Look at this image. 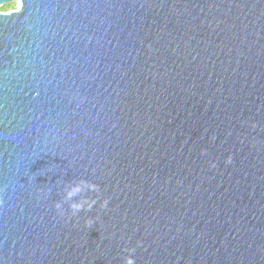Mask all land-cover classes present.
<instances>
[{"label": "water", "instance_id": "water-1", "mask_svg": "<svg viewBox=\"0 0 264 264\" xmlns=\"http://www.w3.org/2000/svg\"><path fill=\"white\" fill-rule=\"evenodd\" d=\"M10 2L0 264H264V0Z\"/></svg>", "mask_w": 264, "mask_h": 264}, {"label": "clouds", "instance_id": "clouds-1", "mask_svg": "<svg viewBox=\"0 0 264 264\" xmlns=\"http://www.w3.org/2000/svg\"><path fill=\"white\" fill-rule=\"evenodd\" d=\"M204 151L206 150H202V152ZM231 161V155L227 156L225 162L231 163ZM210 166L216 167L215 161L211 162ZM62 192L63 195L61 199L56 201L54 205L60 214H63V205L65 203H67L72 216L78 215L81 211H91L98 202L101 209H106L109 205V198L105 197L102 200L100 199L102 195L101 185L86 178H78L65 182ZM2 203L3 201H0V204ZM98 219V216L95 218L89 217L85 220V224L86 226L91 227ZM140 243V241H137V246ZM135 250V247L124 249L128 255L123 257V264H136L134 256Z\"/></svg>", "mask_w": 264, "mask_h": 264}, {"label": "rangeland", "instance_id": "rangeland-1", "mask_svg": "<svg viewBox=\"0 0 264 264\" xmlns=\"http://www.w3.org/2000/svg\"><path fill=\"white\" fill-rule=\"evenodd\" d=\"M8 5H9L10 8L17 9V7L20 5V2H10V3H8Z\"/></svg>", "mask_w": 264, "mask_h": 264}, {"label": "trees", "instance_id": "trees-1", "mask_svg": "<svg viewBox=\"0 0 264 264\" xmlns=\"http://www.w3.org/2000/svg\"><path fill=\"white\" fill-rule=\"evenodd\" d=\"M11 9H14V8H10L8 4L3 5V6L0 7L1 11H9Z\"/></svg>", "mask_w": 264, "mask_h": 264}]
</instances>
